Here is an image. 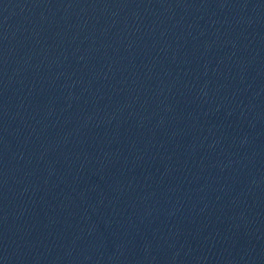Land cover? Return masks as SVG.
Here are the masks:
<instances>
[{"label": "water", "instance_id": "1", "mask_svg": "<svg viewBox=\"0 0 264 264\" xmlns=\"http://www.w3.org/2000/svg\"><path fill=\"white\" fill-rule=\"evenodd\" d=\"M0 264H264V0H0Z\"/></svg>", "mask_w": 264, "mask_h": 264}]
</instances>
